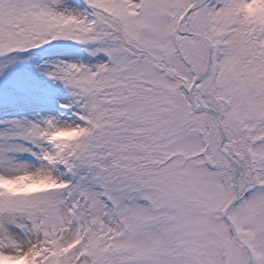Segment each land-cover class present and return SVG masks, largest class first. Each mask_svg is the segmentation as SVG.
Masks as SVG:
<instances>
[{"label": "snow or ice", "instance_id": "6c2138e0", "mask_svg": "<svg viewBox=\"0 0 264 264\" xmlns=\"http://www.w3.org/2000/svg\"><path fill=\"white\" fill-rule=\"evenodd\" d=\"M0 264H264V0H0Z\"/></svg>", "mask_w": 264, "mask_h": 264}]
</instances>
